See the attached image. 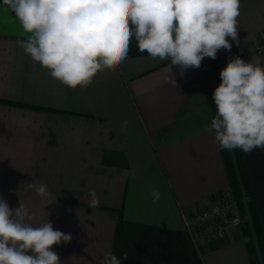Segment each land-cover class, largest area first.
Listing matches in <instances>:
<instances>
[{
    "label": "crops",
    "instance_id": "1",
    "mask_svg": "<svg viewBox=\"0 0 264 264\" xmlns=\"http://www.w3.org/2000/svg\"><path fill=\"white\" fill-rule=\"evenodd\" d=\"M239 12L240 43L228 38L231 51H218L217 61L223 69L239 56L264 67V0H240ZM26 38L0 0V196L12 209L28 207L34 226L49 220L71 234L70 243L53 245L61 264H101L117 231L114 253H127L124 264H250L240 229L197 246L183 221L229 190L207 130V74L141 53L133 37L116 72L71 89L17 44ZM244 155L264 225V149ZM34 181L47 185L53 204L27 188ZM92 190L97 208L83 198Z\"/></svg>",
    "mask_w": 264,
    "mask_h": 264
},
{
    "label": "clouds",
    "instance_id": "2",
    "mask_svg": "<svg viewBox=\"0 0 264 264\" xmlns=\"http://www.w3.org/2000/svg\"><path fill=\"white\" fill-rule=\"evenodd\" d=\"M22 26L17 44L62 85L86 88L98 72H116L134 37L141 53L168 61L180 70L200 68L207 57L231 51L238 38L240 0H2ZM171 71V69H170ZM212 101L216 114L207 129L222 150L250 154L264 149V67L231 58L220 71ZM175 85V80L170 77ZM127 121H125V125ZM46 205L47 185L27 182ZM153 201L161 194L152 189ZM99 207L95 190L85 193ZM24 204L10 208L0 196V264H61L53 245L70 243L71 234L48 220L39 226ZM127 253L106 252L101 264H124Z\"/></svg>",
    "mask_w": 264,
    "mask_h": 264
},
{
    "label": "trees",
    "instance_id": "3",
    "mask_svg": "<svg viewBox=\"0 0 264 264\" xmlns=\"http://www.w3.org/2000/svg\"><path fill=\"white\" fill-rule=\"evenodd\" d=\"M217 60V57L215 60L206 57L200 67L203 74L206 73V77L211 81L207 99L213 116L216 114V109L212 101V94L221 82L219 74L222 69ZM221 151L228 175L229 189L235 196L242 220L240 231L247 248L248 260L250 264H264V225L254 197L255 194L244 152L239 149L233 151L221 149ZM118 234L117 231L112 253L116 252Z\"/></svg>",
    "mask_w": 264,
    "mask_h": 264
},
{
    "label": "built area",
    "instance_id": "4",
    "mask_svg": "<svg viewBox=\"0 0 264 264\" xmlns=\"http://www.w3.org/2000/svg\"><path fill=\"white\" fill-rule=\"evenodd\" d=\"M257 50L264 57V42ZM234 197L229 189L210 208L194 214L183 213L184 225L194 245L203 246L213 239H224L232 230L240 229L242 220Z\"/></svg>",
    "mask_w": 264,
    "mask_h": 264
}]
</instances>
